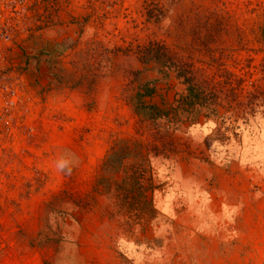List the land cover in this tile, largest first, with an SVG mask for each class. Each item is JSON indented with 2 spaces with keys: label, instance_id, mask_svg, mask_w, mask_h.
Masks as SVG:
<instances>
[{
  "label": "rangeland",
  "instance_id": "1",
  "mask_svg": "<svg viewBox=\"0 0 264 264\" xmlns=\"http://www.w3.org/2000/svg\"><path fill=\"white\" fill-rule=\"evenodd\" d=\"M33 25L20 59L37 135L2 160L0 264H264V109L176 116L187 85L138 53L164 42L236 100L264 88V0H55ZM145 84L168 118L137 113ZM161 133L170 158L99 182L120 140Z\"/></svg>",
  "mask_w": 264,
  "mask_h": 264
},
{
  "label": "trees",
  "instance_id": "2",
  "mask_svg": "<svg viewBox=\"0 0 264 264\" xmlns=\"http://www.w3.org/2000/svg\"><path fill=\"white\" fill-rule=\"evenodd\" d=\"M138 53L144 65L154 64L160 72L174 73L178 79L187 85V94L179 99V107L172 110V113H176V116L181 110L189 113L197 107H201L209 111V116L213 114L223 121L248 122L264 109V88L259 87L255 91L248 92L247 95L242 91L237 95L236 100L222 99L220 91L208 84L205 76L200 71L195 70L185 58L177 55L164 42L150 41L141 46ZM144 89V93L138 92L134 98L137 113L154 120L163 117L168 118L171 113L169 110L161 109L156 105H149L142 99L143 96H152L155 88L145 84ZM163 134L161 133V139L156 140L157 144H144L139 141L131 144L130 140H120L105 158L103 173L99 177V182L108 185L111 180L115 179L114 176L125 168V161L131 157H142L147 160L151 152H155V155L170 158V150H167L169 147L166 143H163ZM139 146L141 150L146 149L145 154L137 150Z\"/></svg>",
  "mask_w": 264,
  "mask_h": 264
},
{
  "label": "built area",
  "instance_id": "3",
  "mask_svg": "<svg viewBox=\"0 0 264 264\" xmlns=\"http://www.w3.org/2000/svg\"><path fill=\"white\" fill-rule=\"evenodd\" d=\"M54 1L0 0V168L7 166L4 157L34 152L31 140L37 132L32 123L38 98L20 56L34 20Z\"/></svg>",
  "mask_w": 264,
  "mask_h": 264
}]
</instances>
